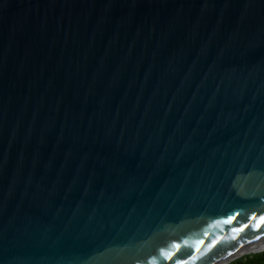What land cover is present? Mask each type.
Returning <instances> with one entry per match:
<instances>
[{"label": "water", "instance_id": "water-1", "mask_svg": "<svg viewBox=\"0 0 264 264\" xmlns=\"http://www.w3.org/2000/svg\"><path fill=\"white\" fill-rule=\"evenodd\" d=\"M263 238L264 0H0V264Z\"/></svg>", "mask_w": 264, "mask_h": 264}, {"label": "trees", "instance_id": "trees-1", "mask_svg": "<svg viewBox=\"0 0 264 264\" xmlns=\"http://www.w3.org/2000/svg\"><path fill=\"white\" fill-rule=\"evenodd\" d=\"M264 247L256 252L244 253L226 264H264ZM261 250V251H260ZM259 251V252H258Z\"/></svg>", "mask_w": 264, "mask_h": 264}, {"label": "bare ground", "instance_id": "bare-ground-1", "mask_svg": "<svg viewBox=\"0 0 264 264\" xmlns=\"http://www.w3.org/2000/svg\"><path fill=\"white\" fill-rule=\"evenodd\" d=\"M262 247H264V238L261 239L260 241L256 242V243H254V244L247 246L246 248L242 249L241 251L236 253L234 256L230 257L229 259L225 260L224 262H222L220 264H226V263L230 262L231 260L241 256L244 253L254 252V251L256 252V250H258Z\"/></svg>", "mask_w": 264, "mask_h": 264}, {"label": "rangeland", "instance_id": "rangeland-1", "mask_svg": "<svg viewBox=\"0 0 264 264\" xmlns=\"http://www.w3.org/2000/svg\"><path fill=\"white\" fill-rule=\"evenodd\" d=\"M264 250V249H263Z\"/></svg>", "mask_w": 264, "mask_h": 264}]
</instances>
